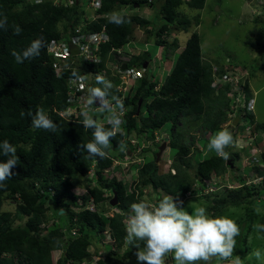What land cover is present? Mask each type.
Returning a JSON list of instances; mask_svg holds the SVG:
<instances>
[{
	"label": "trees",
	"instance_id": "trees-1",
	"mask_svg": "<svg viewBox=\"0 0 264 264\" xmlns=\"http://www.w3.org/2000/svg\"><path fill=\"white\" fill-rule=\"evenodd\" d=\"M126 1L103 0L100 13L115 11ZM205 1L165 0L161 9L165 21L156 32L171 31L177 27L186 30L190 19L185 13H181L178 7L185 3L190 8L200 10L204 8ZM4 16L8 20V29L0 30V141L6 139L15 146L19 159L16 168L13 169L14 175L5 181L7 187L0 189V264H82L91 256L90 237L98 238L104 231H108L113 239L112 245H105L106 251L114 252L113 245L118 248L125 246L123 253L118 255L121 259L127 257L136 249L125 240L127 214L121 212L126 211L130 214V205L140 200V196L134 189L127 191L123 181L115 176L107 177L105 173V170L112 166L114 149L120 148L122 132L110 141V147L106 149L108 153L106 158L92 157L79 146L93 138V130L85 129L79 122L63 120L53 111V108L63 110L67 106V78L71 72L75 70L79 74L82 73L70 67L69 58L61 61L62 76L56 75L47 52V46L52 39H59L62 32L70 33L75 29L78 17L75 16L74 8L56 7L51 3L36 4L25 0H0V19ZM124 16L125 23L121 26L109 23L107 19L102 20L111 37L110 43L103 46V55H106L105 50L110 46L120 47L127 42L134 23L142 25L149 23L139 16L131 18ZM192 19H195L196 24L199 23V14L196 13ZM67 20L69 25L66 23ZM176 20H178L176 25H170ZM15 25L21 27L20 35H14L12 28ZM93 28L97 30L99 27L93 23ZM254 35L253 40L245 41L246 46L254 48L264 38V32ZM38 37L43 38L45 45L40 55L26 60L23 64L15 63L10 52L23 50ZM171 47L175 50L176 42ZM88 67L96 69L93 65ZM146 78L142 80L136 95L126 99V104H133V109L127 113L126 134H130L137 127L134 114L139 98L144 101L148 96L152 97L151 102L146 105L148 116L141 120L143 127L148 130L162 128L167 123L171 124L173 130L181 116L188 128L190 126L186 121L200 120L206 128L203 131L218 130L224 115L222 108L227 101L223 96L218 99L213 97L211 64L201 59L200 36L197 32H193L187 39L173 67L164 76L158 92H154L152 88L160 80H155L144 90ZM38 108H43L45 112L49 111L48 116L57 125L55 132L32 126L27 113L29 111L35 113ZM153 111L154 118L149 116ZM21 113L25 115L21 116ZM105 127L109 126L105 124ZM257 127L260 128V124ZM209 139L206 136V142ZM169 146L176 149L172 159V166L176 170L174 175L158 174L155 156L152 159L146 158L143 166L137 171L138 184L153 189L156 199L162 198L165 194L174 196L184 193L196 180H206L212 172L223 175L227 169L232 173L240 171L239 165L235 166L239 157L237 153L231 154L232 168L226 159L215 152L210 155L206 152L205 157L201 159L199 149L192 150V143L185 142L180 132L173 133ZM262 158L264 159V148ZM3 159L6 158L0 156V160ZM92 167L98 184L88 185L87 188L97 207L106 199L108 202L112 197V191H116L119 201L116 207L121 212L104 216L98 210L85 209L83 204L88 200V196L85 195L81 196L82 202H78L80 196L75 194L73 189L84 182L80 174L86 175ZM190 168L194 171H189ZM260 173H264V170ZM136 187L139 188L137 184ZM106 190L111 194L107 198L104 197ZM261 196H264V180L260 185L227 190L220 197L213 199L210 208L215 213H221L223 209L252 201L255 203V200L264 207V198L257 200ZM7 199L15 202L13 214L2 210ZM45 201H49L47 206ZM63 207L69 212L71 227L77 228L78 231L76 236L69 235L65 241L64 229L68 227L65 225L67 218L58 213ZM71 207H76L77 210ZM49 212L57 217V222L49 225L43 234L41 225L49 221L47 218ZM13 218L19 220V223L13 224ZM259 223H264V215ZM260 234L264 236V233ZM139 243L143 247V242ZM54 250H60L62 254L52 262L51 252ZM106 262L115 264L116 260L107 254L103 259H99L97 264Z\"/></svg>",
	"mask_w": 264,
	"mask_h": 264
},
{
	"label": "clouds",
	"instance_id": "clouds-1",
	"mask_svg": "<svg viewBox=\"0 0 264 264\" xmlns=\"http://www.w3.org/2000/svg\"><path fill=\"white\" fill-rule=\"evenodd\" d=\"M25 1L36 4L51 3L56 7L74 8L75 16L78 17V23L74 28L82 26L83 30L86 28V30L96 33L101 30L102 26H105L108 40L101 44L98 51L95 53L99 60L85 59L84 54L81 53L79 48L69 39V35H71L73 30H71L70 33L62 32L59 39H54H64L68 41L69 45L68 54L63 58H57L60 65L62 66L61 61H66L70 58V67L78 69L82 73L79 74L75 70L71 72V75L67 78V106L63 110L53 108V111L63 120L79 122L85 129L93 130V138L79 146L92 157H99L100 159L106 158L108 155L106 149L110 147V141L114 139L118 133L122 132L123 140L119 145L120 148L114 149L115 155L113 154L112 156V166L105 170V173H109L115 167H120L119 164L114 162L121 161L125 156V153H130L131 148H133L144 152V154L138 155V157L142 158L141 163L129 167L132 169V173L135 171L136 175H138L137 171L145 163L146 156L148 154H152V157L155 156L158 152L159 146L164 141L166 142V148L163 153L168 148L170 149L169 142L172 139L173 133L178 130L177 127H179V120L176 122L173 130H171L173 133L171 132L169 135L166 133L159 134L161 128L153 130L146 129L143 127L141 120L148 116L147 107L145 111H142L144 101L142 98H139L141 104L139 105L138 100V106L134 114L137 127L134 131H131L130 134H126L125 126L127 113L133 109V104H126V99L132 98L136 95V92L142 85V80L146 77L147 83L144 90L149 88L155 80L159 79V83L152 88L154 92L159 91L163 78L162 76L159 78L154 77L152 72L148 71V68L150 64H153V66L164 69L168 58L170 57L169 54H173L174 51L182 50L186 44L185 42V44L181 46L176 37V33L173 37L172 33L179 29L187 32L189 25L186 30L177 27L176 29L173 28L171 31L164 30L161 33L156 32L165 21L164 14L161 11L165 0H162L158 8L159 15L162 19V23L158 25H154L153 20L149 19V16H144L140 13L126 14L120 11L123 6L128 5L135 8L147 6L149 9L152 7L154 0H152L150 4L146 3V0H127L115 11L105 14L100 13L103 6V0H101V3L100 0H96V7L100 8L95 11V14L97 15L95 20L90 19V14L93 9L88 7L85 0H76L75 3L68 5L59 2L55 3L54 0ZM141 1H144V3H141ZM263 2L264 1L261 2L263 5L262 8H264ZM257 9L255 10L259 13L256 14L259 16L257 18L259 20L262 18V16H260L262 11L260 8ZM124 15H127L128 18L139 16L140 18L147 20L149 23L145 25L134 23L132 27L133 30L127 37V42L120 47L110 46V48L105 50L106 55H103V46L110 43L111 37L106 24L102 20L107 19L109 23L121 26L125 23L126 17ZM66 23L69 25V20H67ZM93 23L98 25L99 28L97 30H93ZM174 23L175 21L170 25L177 24ZM7 29L8 20L7 17L4 16L0 19V30ZM12 31L14 35H20L22 29L19 25H15L13 26ZM151 35H153L154 43L158 46V50L152 57L151 55L149 56L152 44L148 41V37ZM142 39L144 40L145 47L143 49H137L136 43L138 41H143ZM174 42H176L177 47L175 50H172L171 45ZM43 47H45L43 38L38 37L33 39L31 43L21 51L12 50L10 55L14 58L15 63L23 64L26 60L38 57ZM111 49L121 50L120 56L125 57L126 59L123 60L117 58V60H115L114 56L109 52ZM72 50H76L77 53L72 55ZM48 54L50 58L49 62L51 67L56 71V75L62 76L63 68L60 70L55 69L52 66L53 55L50 53ZM157 56L160 60L159 65H156L154 60ZM201 59L202 61L211 64V84L214 90L213 97L218 99V97L223 96L226 99L227 104L222 108L224 115L221 118L218 131L209 139L208 145L204 148L206 150H203L200 145H197L198 139L201 138L200 136H197L194 139V142H196V147L199 149L202 156L205 157L206 152H208L209 155L210 151L211 153L215 152L218 156L226 159V162L230 164L231 168L233 159L231 154L237 153L239 157L236 160V163L240 164V171L236 170L233 171V173L231 172V174L228 173L231 176V181H228L226 184H230L232 187L226 188L225 185L219 187L215 182V176L221 174L212 172L208 179L203 181L196 180L192 184V187L184 193L181 192L174 196L165 194L162 198L156 199L155 197H152L148 200H145L148 188L139 185V178L138 176H135L132 181L133 189L136 191V194L140 196V200L133 202L130 205V214L127 212L124 213L128 214L125 225V240L129 245L136 249L135 257L138 264H166V257L170 254L173 257L175 264H198V262H200V264H212L214 258L217 259L218 264H220V262H227V264H242L241 258L238 255L235 257L233 256V253L236 250V237L240 234V227L237 222L228 216L209 214L204 206H195L192 208L191 212L186 211L184 209V203L186 200H196L200 198H205L207 200L212 199L210 201L213 203V199L220 197L226 193L227 190L262 184L264 173L260 172H263L264 170V159L262 158L263 147H260L259 144L256 143V141L258 142L260 128L257 127L258 123L252 116L255 107V95L252 94L250 83L252 73L246 65H233L228 58L224 63L219 59L208 61L201 52ZM109 61H115L113 64L118 65L117 68H113V65L111 68L110 66L108 67L107 63ZM145 63L146 66L144 67ZM123 64H126L124 69L122 68ZM90 65H93L96 69H90L88 67ZM143 71L147 72L143 75ZM102 73H104L105 76L102 75ZM128 73H136L137 75L132 77L131 75H128ZM226 78H229V80L226 81ZM69 82L73 85H79V93L84 92L87 94L81 113L75 117H72L73 115L67 117L60 114L62 111H66L70 107ZM123 87H126L127 89L123 90ZM150 102L151 100L147 104ZM213 105L217 106L216 103H213ZM96 110L101 114H106V120L94 115V111ZM48 114L49 111L45 112L43 108L36 109L35 113L32 111L27 113L31 118V123L34 128L55 132L57 125ZM24 115V113H21V116ZM149 116L154 118V111L149 113ZM235 118L237 119V122L234 124L233 121ZM180 119H183V116H181ZM223 120H225V122H223ZM221 123L224 124V126H222ZM105 124L109 127L106 128ZM248 127H250L248 133L253 138L252 144H249L245 136ZM206 136V134L203 135V137ZM184 141L187 142V140ZM190 141L192 142V140ZM231 146L233 147V150L229 149ZM193 147L195 148V145H192L191 149ZM152 148L156 151L150 153ZM133 153L134 151L131 154L134 155ZM163 153L161 154L159 161L161 160ZM0 156L6 158L0 160V189H4L7 187L5 181L14 175L13 169L16 168L19 158L15 146L6 139L0 141ZM172 159L173 158L168 159L165 168L168 173L174 175L176 170L172 166ZM201 159H203V157ZM159 161L156 163L158 164ZM226 172L230 171L227 169ZM88 173L91 177H94L92 183L93 185H96L97 179L95 177L94 168L92 167V169L87 172V175H89ZM224 174L226 175L227 173ZM83 176L86 175L80 174V178ZM117 179L122 181V178ZM136 184L139 187L138 189ZM82 195L88 196V200L83 204V208L95 211L98 210L100 206L102 207L103 202L97 207L93 197L88 193L87 187L84 194L78 195L80 196V202H82ZM110 195V191L106 190L104 197L107 198ZM154 196H156V194ZM262 198H264V196H261L257 200L259 201ZM254 211L257 215L261 214V209L259 207H256ZM100 213L103 214L102 212ZM252 227L257 233H264V223H254ZM73 229L77 231V228L74 227ZM104 232L109 233L108 231ZM77 234L78 231L73 235ZM109 238L112 239L110 234ZM139 242H143V247H141ZM252 256L259 262V264H264V254H262L260 249L253 250Z\"/></svg>",
	"mask_w": 264,
	"mask_h": 264
},
{
	"label": "rangeland",
	"instance_id": "rangeland-1",
	"mask_svg": "<svg viewBox=\"0 0 264 264\" xmlns=\"http://www.w3.org/2000/svg\"><path fill=\"white\" fill-rule=\"evenodd\" d=\"M264 0H206L205 6L203 9H195L188 7L185 3L179 7V11L181 13H185L187 17L190 19V24L188 26V31L184 32L183 30H178L172 33V37L175 36L178 38L180 45L183 46L185 44L187 38L190 36L192 32H197L200 36V45H201V52L205 56L206 60L211 61L213 59H219L224 63V61L228 58L230 63L233 65H246V67L251 71L252 77L250 79L252 94L255 95V107L254 111L252 112V116L254 120L260 124L259 130V138L258 142L260 147L264 148V45H263V38L262 41L255 46L254 48H250L249 46L245 45V41L248 39H254L256 33L264 32V8L261 2ZM162 0H154V3L151 8L148 9L146 6H140L138 8L132 7L130 5L123 6L121 8L122 13L126 14H136L140 13L144 16H149V19L153 20L154 25H158L162 23V19L159 15L158 8L161 4ZM144 3V2H143ZM264 4V2H263ZM252 5V6H251ZM260 8L262 18L259 20L257 19L259 16L256 14L258 13V9ZM257 9V10H255ZM253 10V11H252ZM196 13L199 14V23L196 24L195 19H192ZM184 18V17H182ZM176 20L175 23H177ZM142 29V28H141ZM143 40V39H142ZM148 41L152 44L150 47V55L151 57L156 53L158 50V46L154 43L153 35L148 37ZM137 49H143L145 47L144 40L138 41L136 43ZM181 50L174 51L173 54H169L170 57L168 58L167 63L164 66V69L160 67L153 66L150 64L148 71H151L154 77L164 78L167 72L173 67L174 62L179 55ZM155 64L159 65V57L157 56L154 58ZM162 63V62H161ZM160 63V65H161ZM82 65V64H81ZM169 65V66H168ZM151 96L145 97L142 111L146 110L147 103L151 100ZM94 115L98 116L99 118L105 119L106 114H101L98 110L94 111ZM225 122V120H223ZM188 125H184V119H180L178 121L179 127H177V132L182 134V139L187 140V142H191L192 145L196 146V142L194 139L197 136L201 138L198 139V144L204 150L208 145L206 142V137L203 135H207L211 138L218 130L216 131H209L204 133L206 128L203 127L200 120H189L186 121ZM222 124V123H221ZM241 124V123H240ZM224 126V124H222ZM171 133V124L167 123L164 127L159 130V134ZM194 147L192 150L195 149ZM198 149V148H197ZM229 149L233 150V147H229ZM206 150V149H205ZM134 151V155L138 156L139 154H144L143 151L131 148L132 153ZM139 151V153H138ZM156 151L154 148L150 150V153ZM146 153V152H145ZM176 153V149L168 148L162 155L161 160L157 164V173H168L167 169L165 168L166 162L169 158H173ZM193 153V152H192ZM199 157L202 158V154L200 152ZM211 153V151H210ZM148 159H152V154H148L146 156ZM193 161V158H192ZM116 163V162H114ZM236 165H240L239 163H235ZM131 166V165H130ZM129 166V167H130ZM129 167L122 170L121 167L113 168L109 173H106L107 177L115 176L117 178H122L124 182V186L127 191H131L133 189V179L135 178L136 173L131 172L132 169ZM166 171V172H165ZM189 171H194L193 168H190ZM226 175H217L215 176V182L221 186L232 187L228 183L231 181V172H226ZM229 173V174H228ZM89 174V173H88ZM225 175V177H224ZM83 183L74 188L73 191L76 194H84L86 187L88 185H93L94 177H91L90 174L83 176ZM96 182V181H95ZM97 183V182H96ZM98 184V183H97ZM155 191L153 189H149L146 192V199L148 200L152 197H155ZM144 196V195H143ZM212 200V199H210ZM207 200L205 198L200 199H192L186 200L184 203V209L186 211L191 212L192 208L195 206H204L209 214L213 215H224L228 216L229 218L235 220L240 227V234L236 237V250L233 253V256H239L241 258L242 264H259L258 261L252 256V252L255 249H260L262 254H264V236L260 233H257L252 225L254 223H259L261 217L264 215V207L259 202L255 200V203L252 201L251 203H244L240 206H233L228 209H223L221 213H215L210 207L212 205V201ZM80 202V200H79ZM49 201H45V205L47 206ZM117 206V205H116ZM116 206H110L108 202L104 201L102 207H99V212H102L104 216L112 215L115 212H121ZM256 207L261 209V214L257 215L254 211ZM73 210H77L76 207H71ZM2 210L5 212L10 211L12 214L15 211V202L13 200H5L2 206ZM62 210V213L65 218H67V222L65 223L67 228L64 229V241L69 235L76 234V230L71 227L70 223V215L69 212H66V207L61 208L59 211ZM126 212V211H125ZM59 213V212H58ZM124 214V211L121 212ZM60 214V213H59ZM128 215V214H127ZM47 218L49 219L46 224L41 225V232L44 234L47 230L48 225L54 224L57 222V217H54L52 213H48ZM13 224H18L19 220L13 218ZM76 236V235H73ZM91 245L89 247V252L91 256L87 258L82 264H97L99 259H103L105 255L110 254L114 260H116L115 264H138L135 251H131L129 255L125 258H120L118 254H122L125 250V246L118 248L113 245V251L115 252H107L105 249V245H112V239L109 238V233L102 232L99 234V237L96 238L95 236L90 237ZM62 254L60 250H54L51 252L52 262H55ZM104 264H111V263H104ZM166 264H175V261L170 254L166 257ZM200 264V262H198ZM212 264H218L216 258L213 259ZM220 264H227V262H220Z\"/></svg>",
	"mask_w": 264,
	"mask_h": 264
},
{
	"label": "built area",
	"instance_id": "built-area-1",
	"mask_svg": "<svg viewBox=\"0 0 264 264\" xmlns=\"http://www.w3.org/2000/svg\"><path fill=\"white\" fill-rule=\"evenodd\" d=\"M54 2L64 3L65 5H68V4L75 3L76 0H54ZM85 2L88 5V7H91L93 9L90 14V19L95 20L97 17V15L95 14V11L99 9L100 7H96V0H85ZM151 2L152 0H146V3L148 4H150ZM100 3H101V0H100ZM69 39L73 42L74 45H76L79 48L80 52L84 54L85 59L99 60V58L97 57V55H95V53L98 51L99 46L108 40V36H107L105 26H102L101 30L96 33L90 32L89 30H86V28H84L83 30L81 26V27H76L72 31L71 35H69ZM47 49H48V53L53 55L52 66L55 69L60 70L62 66L60 65L57 58H63L68 54V51H69L68 41L64 39H60V40L52 39L49 42ZM109 52L114 56L115 60H117V58H120L123 60L126 59L125 57L120 56L121 50L111 49ZM114 62L115 61H112V62L109 61L107 63L108 67L110 66L111 68V66L113 65V68L116 69L118 65H114L113 64ZM102 75L105 76L104 73H102ZM128 75L135 77L137 74L128 73ZM225 80L228 81L229 78H226ZM69 89H70V92H69L70 93L69 94L70 95L69 97L70 107L66 111H62L60 114H62L63 116H67V117H71L72 115H73L72 117H75L81 113L87 94H85L84 92L83 93L78 92L80 90L79 85L77 86V85H73L70 83ZM125 89L127 88L123 87V90ZM249 128L250 127L247 128V132L245 136L249 144H252L253 138L248 133ZM141 161H142V158L126 152L123 159L121 161H116V164H119V166L122 169H125L129 167L130 165L131 166L139 165Z\"/></svg>",
	"mask_w": 264,
	"mask_h": 264
},
{
	"label": "water",
	"instance_id": "water-1",
	"mask_svg": "<svg viewBox=\"0 0 264 264\" xmlns=\"http://www.w3.org/2000/svg\"><path fill=\"white\" fill-rule=\"evenodd\" d=\"M264 45V44H263ZM77 53V51L76 50H72L71 51V54L73 55V54H76ZM146 66V63L144 64V67ZM126 67V64H123V66H122V68L124 69ZM141 104V100H139V105ZM237 122V119L235 118L234 119V121H233V123L235 124ZM165 148H166V142L164 141L160 146H159V148H158V152L156 153V155H155V157H156V162H158L159 161V158H160V156H161V154L163 153V151L165 150ZM226 150H227V148H226ZM118 194H117V192L116 191H113V196H112V198L110 199V201H109V204L111 205V206H116L117 204H118ZM59 213L61 214L62 213V210L61 211H59Z\"/></svg>",
	"mask_w": 264,
	"mask_h": 264
},
{
	"label": "bare ground",
	"instance_id": "bare-ground-1",
	"mask_svg": "<svg viewBox=\"0 0 264 264\" xmlns=\"http://www.w3.org/2000/svg\"><path fill=\"white\" fill-rule=\"evenodd\" d=\"M148 65H149V64H148ZM142 73H143V75H144V74L146 73V71H143Z\"/></svg>",
	"mask_w": 264,
	"mask_h": 264
},
{
	"label": "crops",
	"instance_id": "crops-1",
	"mask_svg": "<svg viewBox=\"0 0 264 264\" xmlns=\"http://www.w3.org/2000/svg\"><path fill=\"white\" fill-rule=\"evenodd\" d=\"M148 65V64H147Z\"/></svg>",
	"mask_w": 264,
	"mask_h": 264
}]
</instances>
